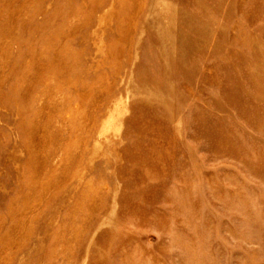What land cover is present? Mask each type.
Returning a JSON list of instances; mask_svg holds the SVG:
<instances>
[{
  "label": "rangeland",
  "instance_id": "obj_1",
  "mask_svg": "<svg viewBox=\"0 0 264 264\" xmlns=\"http://www.w3.org/2000/svg\"><path fill=\"white\" fill-rule=\"evenodd\" d=\"M0 264H264V0H0Z\"/></svg>",
  "mask_w": 264,
  "mask_h": 264
}]
</instances>
